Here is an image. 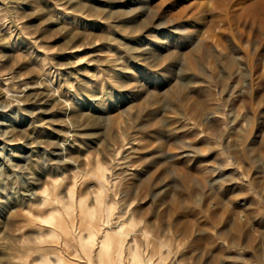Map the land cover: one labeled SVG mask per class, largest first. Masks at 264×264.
Here are the masks:
<instances>
[{"label":"rangeland","instance_id":"1","mask_svg":"<svg viewBox=\"0 0 264 264\" xmlns=\"http://www.w3.org/2000/svg\"><path fill=\"white\" fill-rule=\"evenodd\" d=\"M229 1L0 0V264H264V31Z\"/></svg>","mask_w":264,"mask_h":264},{"label":"bare ground","instance_id":"2","mask_svg":"<svg viewBox=\"0 0 264 264\" xmlns=\"http://www.w3.org/2000/svg\"><path fill=\"white\" fill-rule=\"evenodd\" d=\"M206 3L202 4L201 0H184V4H186L185 6H183L180 11L177 13L178 17L180 19H189V18H193L196 19L197 21L200 20L201 18H203L204 14L206 13V11L208 12L207 8H213L218 10V12L223 16V15H229L231 11L230 8L231 6V2L229 0H205ZM235 1V0H234ZM236 2L239 5V10L236 13L235 18L231 17V22L233 23V21H235L238 18H243L246 25L249 27L250 29L252 27L257 28L259 31H264V0H236ZM235 7V6H234ZM236 9V8H235ZM210 11V10H209ZM207 14V13H206ZM209 14V13H208ZM210 16V15H209ZM219 17V16H218ZM213 18V17H212ZM215 18V17H214ZM217 19V17H216ZM235 19V20H234ZM212 20V19H211ZM210 20V21H211ZM205 21V20H204ZM219 21V20H218ZM220 22H223V20H220ZM202 23V22H200ZM210 23V22H209ZM208 23V24H209ZM231 23V26H232ZM205 24V23H203ZM235 24V23H234ZM229 25V24H228ZM235 26V25H233ZM205 27V26H204ZM216 27L215 23H210L208 26V33H212L213 37L216 35V31L214 30ZM221 27V24H220ZM228 27V26H227ZM219 28V27H218ZM222 29V28H221ZM224 29H227L226 27ZM231 29V28H230ZM256 29V30H257ZM226 32V31H225ZM245 34V33H244ZM219 35V33H218ZM221 35V34H220ZM219 35V36H220ZM246 35V34H245ZM222 36V35H221ZM234 36V35H233ZM250 36V35H249ZM216 37V36H215ZM246 37V36H245ZM233 38V37H232ZM242 38V37H241ZM217 39V38H216ZM223 39V38H222ZM235 39V37H234ZM213 40L215 41V38H213ZM218 41V39H217ZM216 41V42H217ZM237 41V40H236ZM245 41V40H244ZM254 41V40H253ZM233 42V41H232ZM236 43V42H235ZM234 43V44H235ZM261 44V43H260ZM254 50V49H253ZM259 51V49H258ZM247 54V53H246ZM187 177V176H186ZM248 181V180H247ZM175 201V200H174ZM173 201V202H174ZM175 205V204H173ZM173 207V206H172ZM185 230L183 232L186 233V226L184 227ZM236 232V231H235ZM188 233V232H187ZM238 234V233H237ZM221 235V234H220ZM233 246H236V242L232 241ZM246 248V247H245ZM201 258V257H200ZM198 260V258H197ZM200 260V259H199ZM201 261V260H200ZM199 261V263H200Z\"/></svg>","mask_w":264,"mask_h":264}]
</instances>
